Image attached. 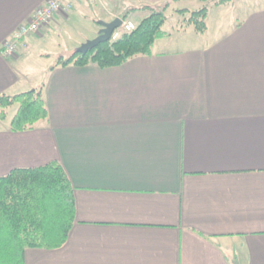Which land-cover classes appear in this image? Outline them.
Wrapping results in <instances>:
<instances>
[{
	"label": "crops",
	"instance_id": "crops-1",
	"mask_svg": "<svg viewBox=\"0 0 264 264\" xmlns=\"http://www.w3.org/2000/svg\"><path fill=\"white\" fill-rule=\"evenodd\" d=\"M46 1L0 0V49ZM165 1L75 0L27 49L0 50V94L38 89L49 112L19 132L8 110L0 119V177L58 161L74 188L66 243L27 248L25 264H264V3L222 16L214 32L208 22L192 45L168 35L122 65L58 60L39 84L22 69L71 22L91 23L76 47L97 37L94 16Z\"/></svg>",
	"mask_w": 264,
	"mask_h": 264
},
{
	"label": "trees",
	"instance_id": "trees-1",
	"mask_svg": "<svg viewBox=\"0 0 264 264\" xmlns=\"http://www.w3.org/2000/svg\"><path fill=\"white\" fill-rule=\"evenodd\" d=\"M172 0L156 5L130 9L145 15L137 21L134 30L123 32L118 38L100 43L86 54L77 51L70 57H61L58 64L101 68L118 66L140 55H152L157 40L170 33L166 29V10ZM206 5L188 11L186 27L196 32L208 28L209 4L221 5L234 0H204ZM185 13L184 9L178 10ZM186 14V13H185ZM18 108L10 126L15 132L29 130L49 117L47 105L37 89L9 95L0 94V119L5 120L8 108ZM74 188L63 166L58 161L40 167L15 168L0 177V264H25L27 248L55 249L64 245L75 222Z\"/></svg>",
	"mask_w": 264,
	"mask_h": 264
},
{
	"label": "rangeland",
	"instance_id": "rangeland-1",
	"mask_svg": "<svg viewBox=\"0 0 264 264\" xmlns=\"http://www.w3.org/2000/svg\"><path fill=\"white\" fill-rule=\"evenodd\" d=\"M207 2L208 1L204 0H182L180 3H178V7L180 9H184L186 14L179 12L176 8L167 9L166 14L168 16V22L166 24V29L170 35L173 36V40L171 41H176V39H178L180 43L192 45L193 42L190 38L192 35H196L194 34L196 33L194 27L191 26L186 32L187 34H183V32L182 34H178V29L181 26H186L189 14L188 11L198 10L206 5ZM234 2L237 3L232 4L229 2L223 6H218L217 4L210 2V12L207 22H209L213 32L216 29V24L219 22V19L222 16L225 15V19H236V16H241L242 12L252 9V6L262 5L264 0H234ZM141 18L130 16V19L134 20L135 22L139 21ZM94 20L96 26L98 29H100L101 26L99 21H101V19H98L97 16H94ZM90 28L91 23H83L79 21L71 22L65 27L60 28L58 33H52L50 38H45L42 40L39 45L33 46L30 49L28 48L30 50V54L22 64V69L27 74V78L39 84V81L43 76V72L41 70L46 66H50L52 62L54 64L57 63L59 58H68L73 53L79 51L83 43L74 47L76 44L75 39ZM203 41L205 43V40ZM17 107V104L9 107V118L15 115Z\"/></svg>",
	"mask_w": 264,
	"mask_h": 264
},
{
	"label": "built area",
	"instance_id": "built-area-1",
	"mask_svg": "<svg viewBox=\"0 0 264 264\" xmlns=\"http://www.w3.org/2000/svg\"><path fill=\"white\" fill-rule=\"evenodd\" d=\"M75 0H47L45 4L39 7L31 18L20 24L13 35L4 41L1 46V53L4 57H10L17 54L21 49H27L26 40L31 34L39 32L43 27L50 24L54 16L65 10L72 9ZM137 23L130 19H123L122 25L114 30L112 38H118L123 32H129L136 28ZM37 92L41 95L40 91Z\"/></svg>",
	"mask_w": 264,
	"mask_h": 264
},
{
	"label": "water",
	"instance_id": "water-1",
	"mask_svg": "<svg viewBox=\"0 0 264 264\" xmlns=\"http://www.w3.org/2000/svg\"><path fill=\"white\" fill-rule=\"evenodd\" d=\"M123 18L117 17L112 21H100L101 29L94 39L88 40L86 43L82 45L80 48V52L86 54L87 52L96 48L100 43L109 41L112 38V33L115 29L122 25Z\"/></svg>",
	"mask_w": 264,
	"mask_h": 264
}]
</instances>
